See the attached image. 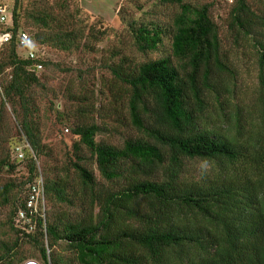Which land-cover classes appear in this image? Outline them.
<instances>
[{"label": "trees", "instance_id": "obj_1", "mask_svg": "<svg viewBox=\"0 0 264 264\" xmlns=\"http://www.w3.org/2000/svg\"><path fill=\"white\" fill-rule=\"evenodd\" d=\"M13 5V31L32 35L44 69L34 73L15 41L0 49V131L10 108L18 138L10 146L28 145L23 160L17 150L19 162L26 159L25 198L12 178L19 166L11 151L0 155V174L9 177L0 210L11 214L0 225V264H264V13L252 0L235 1L227 30L214 6L194 0L140 5L138 19L119 11L140 56L110 67L125 86L129 133L122 146L98 141L111 132L98 104L81 109L78 120L56 111L74 139L61 158L46 143L37 101L50 93L45 73L60 67L48 54L94 51L90 40L102 39L73 24L64 6ZM228 37L238 51L248 45L258 54L259 96L246 115ZM214 114L224 131L209 122ZM190 162L211 172L191 174ZM40 180L45 210L18 227Z\"/></svg>", "mask_w": 264, "mask_h": 264}, {"label": "rangeland", "instance_id": "obj_2", "mask_svg": "<svg viewBox=\"0 0 264 264\" xmlns=\"http://www.w3.org/2000/svg\"><path fill=\"white\" fill-rule=\"evenodd\" d=\"M42 1L48 5L50 4V7L56 12L64 6L62 11H66L71 16L73 24L81 25L82 28L88 31V34L91 33L93 36H99L102 39V43L95 44H92L94 38L90 40V46H93L94 51L85 48L82 52L74 55H59L51 52L48 54V60L60 64V67L52 72L45 73L49 79V82L46 80V83L49 86L50 93H39L37 95L46 143L51 146L58 158H61L64 153L71 150L74 139L70 131L67 132L66 129H62L60 126L56 111L62 113L66 111L67 114L78 120L77 116L81 115V109L88 107L92 111L93 106L98 104L97 107H103L101 113L107 115V117L102 118L105 119L104 125L111 129V132L100 136L98 141L105 140L113 145L122 146L125 139L122 134L128 135L127 125L130 123L127 113V100L124 97L125 86L116 79L110 67L124 56H130L133 60H140V56L134 46L132 35L125 23L120 20L118 12L125 10L127 13L129 12L133 19H138L142 16L138 7L145 5L148 9L156 0H23V3L28 7ZM235 1L194 0L195 3L214 6V16L220 26L226 30L229 22L228 13L233 9ZM132 3L136 4L135 7ZM252 4L264 13V4L260 3L259 0H252ZM162 10L167 13L165 9L162 8ZM28 29L33 33H37L35 28L30 27ZM99 32H104V35H100ZM227 41V46L232 49L231 64L237 78L236 95L243 105L245 109L243 112L246 115L250 108L257 103L259 96L260 68L258 54L252 46L247 45L244 49L238 51L229 37ZM1 101L0 88V104ZM51 103L54 104L55 110L52 108ZM261 115L259 109L256 118L261 119ZM213 117L209 122L218 130L224 131L226 125L221 123L222 121L215 114ZM98 119L95 118L96 121H99ZM98 123L103 124L101 121ZM116 130L119 133H116ZM0 136L2 138H0V155L4 157L8 150L11 151L13 160L19 166L12 178L17 182V192L22 194V198H25L28 187H19L23 184V178L28 176L26 159L24 162H19L17 150H22L26 158L28 145L22 143L10 146V141L16 142L18 139L10 108H8V115L5 117ZM188 167L191 174L209 173L212 169L210 165L202 162H190ZM8 178V175L0 174V187L3 186L4 180ZM18 215L19 213L15 218V222L18 227H22L23 224L17 222ZM10 217V209H1L0 225L9 221ZM0 232L1 234L3 232L2 226Z\"/></svg>", "mask_w": 264, "mask_h": 264}, {"label": "built area", "instance_id": "obj_3", "mask_svg": "<svg viewBox=\"0 0 264 264\" xmlns=\"http://www.w3.org/2000/svg\"><path fill=\"white\" fill-rule=\"evenodd\" d=\"M14 0H0V49L5 45L16 42L20 51L26 55V59L35 62L32 71L34 73L43 71L44 67L40 62L37 44L32 35L24 30L14 33ZM19 159L23 160L24 154L18 149ZM45 210L44 184L40 180L36 185L31 187L26 210H21L18 215V223L23 226H32L33 218L39 213L40 207Z\"/></svg>", "mask_w": 264, "mask_h": 264}, {"label": "water", "instance_id": "obj_4", "mask_svg": "<svg viewBox=\"0 0 264 264\" xmlns=\"http://www.w3.org/2000/svg\"><path fill=\"white\" fill-rule=\"evenodd\" d=\"M29 264H31V263H29ZM34 264H36V263H34Z\"/></svg>", "mask_w": 264, "mask_h": 264}]
</instances>
